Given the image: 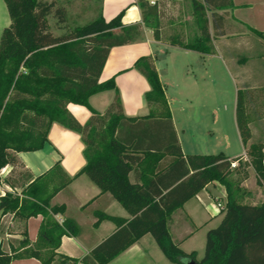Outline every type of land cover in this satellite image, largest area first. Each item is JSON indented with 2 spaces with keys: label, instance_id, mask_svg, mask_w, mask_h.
Here are the masks:
<instances>
[{
  "label": "trees",
  "instance_id": "16d2710c",
  "mask_svg": "<svg viewBox=\"0 0 264 264\" xmlns=\"http://www.w3.org/2000/svg\"><path fill=\"white\" fill-rule=\"evenodd\" d=\"M10 24L0 34V169L20 167L19 153L40 150L47 142L52 124L77 134L83 145L85 175L101 194L108 193L128 214L129 220L94 212L96 227L110 221L115 231L82 259L56 253L62 237L78 238L80 228L72 219L58 224L63 205H50L52 198L71 182L56 163L32 181L26 173H17L26 182L17 194L8 176L0 180L11 190L0 195V215L12 214L26 221L41 217L36 243L30 246L26 232L21 233L16 249L0 248V264L34 258L41 264H108L145 235L172 264L192 261L196 264H264V203L239 202L237 188L227 179L230 165L222 154L183 156L172 126L171 115L150 57L135 61L133 69L147 82L144 99L150 108L146 117L126 118L114 78L99 83V76L110 49L132 44L140 36L141 26H124L122 12L105 21L100 15L67 35L54 36L47 18L65 21L62 8L42 0H2ZM144 27L160 40L158 7L139 0ZM198 34L191 40L170 38L175 47L200 55L213 53L206 11L235 8L231 0H190ZM221 21L223 17H218ZM256 38L264 33L251 28ZM264 59V54L262 55ZM113 91L114 97L104 114L89 105L91 96ZM264 83L236 92L235 121L244 155L254 170L260 171L262 146L251 143L247 104L253 93L262 94ZM68 104L84 107L90 117L79 124L66 110ZM132 176V182L129 176ZM216 182L226 192L225 205L217 227L205 234L203 257L185 254L171 241L168 221L182 205Z\"/></svg>",
  "mask_w": 264,
  "mask_h": 264
},
{
  "label": "crops",
  "instance_id": "0c3cea01",
  "mask_svg": "<svg viewBox=\"0 0 264 264\" xmlns=\"http://www.w3.org/2000/svg\"><path fill=\"white\" fill-rule=\"evenodd\" d=\"M138 1L100 2L99 15L105 21L122 12V24L140 25L141 32L132 44L110 49L98 82L114 78L124 117H146L150 108L144 95L149 91V86L132 67L139 58L150 57L164 89L182 155L222 154L227 160H241L245 149L240 142L235 121L236 92L238 88L251 89L259 86L261 80L264 82L261 79V74H264V38H256L248 31L251 28L264 33V0H246L243 3L231 0L235 6L232 10L206 11L213 47V53L209 55H200L167 42L175 35L185 40L197 36V22L190 8V0H186L187 14L181 16L178 15L177 0H146L150 5L159 3V41H155L152 31L144 27ZM218 17H223V20ZM47 23L49 27L48 20ZM9 24L5 5L0 0V34ZM227 81L233 84L235 99L229 101L230 105H223L221 87ZM113 97V91L98 93L90 97L89 105L98 113L104 114ZM232 108L233 125L242 148V154L236 157H229L226 153L229 137L221 122V113L230 112ZM66 110L81 125L90 117L88 110L78 105L68 104ZM82 151L83 145L77 134L52 124L47 134V142L40 150L16 154L20 167L15 168L12 173V167L8 166L9 177L15 185L12 190L17 194L26 183L18 179L19 172H25L26 181L30 182L58 163L62 172L72 179L64 190L52 198L50 205H63L65 208L63 215L55 217L58 224L68 218L75 221L80 228L78 238L62 237L56 250L59 255L77 260L85 257L115 231V225L110 221H102L93 227L94 212L130 219L108 193L101 194L85 175H78L85 165ZM129 179L132 182L131 175ZM209 187L217 195L212 194ZM5 188L11 190L3 184V189ZM225 199L224 187L216 182L209 183L171 215L167 224L171 241L178 244L185 254L191 253L184 249L185 243L195 235L202 222L206 223L207 219L211 220L217 215L222 217L221 210L216 205L219 203L224 206ZM40 223V216L21 221L12 214L0 215V248L5 252L16 249L23 231L26 232L29 245H35ZM156 249L158 247L151 236L145 235L108 264H158L160 254ZM158 251L161 253L159 249ZM10 264L41 263L37 259L26 258L14 260Z\"/></svg>",
  "mask_w": 264,
  "mask_h": 264
},
{
  "label": "rangeland",
  "instance_id": "374dc122",
  "mask_svg": "<svg viewBox=\"0 0 264 264\" xmlns=\"http://www.w3.org/2000/svg\"><path fill=\"white\" fill-rule=\"evenodd\" d=\"M236 1L238 3H243L246 0ZM44 2H52L55 9L62 8L65 12V21L62 24L57 23V19H55L52 15L47 18L50 32L54 36H60L67 35L74 29L85 26L98 17L101 0H46ZM176 3L178 4V15L181 16L187 14L188 3L186 0H177ZM173 38L179 39L181 37H176L175 35ZM191 39L193 38H189L187 40ZM261 79L264 80V74H261ZM262 83L264 82L261 80L260 85ZM232 85L233 84L229 81L222 84L221 90L223 91L224 96H222L223 105H230L229 101L235 99ZM247 106L252 134L251 143L262 146V161L260 163L261 168L260 171L254 170L250 159L243 155L241 160H238L236 163L235 168L230 167L231 175L227 179L231 182L233 190L237 188L240 203L258 205L264 203V91L260 95L253 93L252 100L247 104ZM221 122L224 132L227 133L229 137L228 147H226L227 155L229 157L241 155L242 148L233 125V108L230 112L225 114L221 113ZM221 148L224 149L223 144H221ZM1 187L3 188V184ZM7 190L9 189L7 188ZM208 190L212 194L217 195V193L213 191L212 187H209ZM220 218L221 216L217 215L211 220L207 219L206 223L202 222V226L196 230L197 232L195 235L185 243L184 249L188 252H195L197 261L203 257L206 231L217 227ZM188 226L190 228V225ZM156 250L158 254H160V259L157 263L168 264L163 255L159 253L158 249Z\"/></svg>",
  "mask_w": 264,
  "mask_h": 264
},
{
  "label": "built area",
  "instance_id": "2783aa9c",
  "mask_svg": "<svg viewBox=\"0 0 264 264\" xmlns=\"http://www.w3.org/2000/svg\"><path fill=\"white\" fill-rule=\"evenodd\" d=\"M151 4H153V2H150ZM231 168H235L236 167V162L231 163L230 165ZM10 168L8 166H5L3 168L0 169V180L2 181L3 179H5L8 174H9ZM2 182L0 183V195H4L6 192H10L9 190H7V188L3 189L1 187ZM216 207L218 208V210H223L224 206H222L221 204H217Z\"/></svg>",
  "mask_w": 264,
  "mask_h": 264
},
{
  "label": "water",
  "instance_id": "95a60500",
  "mask_svg": "<svg viewBox=\"0 0 264 264\" xmlns=\"http://www.w3.org/2000/svg\"><path fill=\"white\" fill-rule=\"evenodd\" d=\"M183 264H196V263H194V262H192V261H189V260H187V261H184V263Z\"/></svg>",
  "mask_w": 264,
  "mask_h": 264
}]
</instances>
